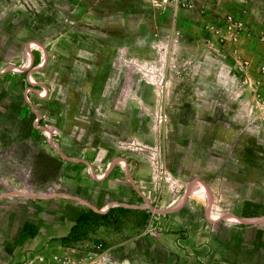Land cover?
Wrapping results in <instances>:
<instances>
[{
	"label": "rangeland",
	"instance_id": "rangeland-1",
	"mask_svg": "<svg viewBox=\"0 0 264 264\" xmlns=\"http://www.w3.org/2000/svg\"><path fill=\"white\" fill-rule=\"evenodd\" d=\"M190 1L0 0V264H264V0Z\"/></svg>",
	"mask_w": 264,
	"mask_h": 264
},
{
	"label": "built area",
	"instance_id": "built-area-1",
	"mask_svg": "<svg viewBox=\"0 0 264 264\" xmlns=\"http://www.w3.org/2000/svg\"><path fill=\"white\" fill-rule=\"evenodd\" d=\"M160 4L170 3L174 7H191L190 0H159ZM205 11L204 8L201 9ZM225 28L228 32L234 33L240 28V23L228 13L225 17ZM65 251L58 250H37L34 252H26L24 256L12 264H71V257L64 253ZM96 252H87L85 256H80L79 264H96Z\"/></svg>",
	"mask_w": 264,
	"mask_h": 264
}]
</instances>
